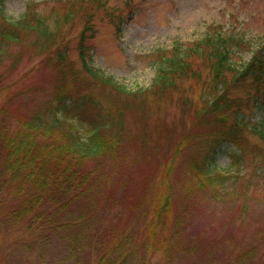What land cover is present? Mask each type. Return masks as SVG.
Listing matches in <instances>:
<instances>
[{
  "label": "rangeland",
  "instance_id": "rangeland-1",
  "mask_svg": "<svg viewBox=\"0 0 264 264\" xmlns=\"http://www.w3.org/2000/svg\"><path fill=\"white\" fill-rule=\"evenodd\" d=\"M67 1L71 0H1L0 12L7 20L16 21L24 16L29 5L39 4L42 14L52 20L55 16L50 13L52 8ZM106 1L114 7L115 14H121V31L117 32L116 25L102 15L95 24L96 36L89 42L88 62L103 76L130 91L152 85L160 57L158 52L169 53L176 45L188 47L204 38L211 26H219L225 35L243 43L232 49L233 62L238 66L248 62L256 50L264 49V0ZM80 29L81 25L77 24L70 34V57L76 61L75 46ZM9 62L0 66V70H5ZM194 63L197 65L199 60L194 59ZM55 75L52 65L27 55L4 83L8 90L0 92V108L8 110L0 118V127L4 122L9 130H16L19 125L16 113L27 115L30 110H47L58 84ZM207 80L208 70L203 66L199 82L190 79L184 83V95L194 102V108L188 113H183L181 93L177 91L162 101L147 99L145 120H140L134 112H126L128 137L117 151L119 157L100 164L101 176H108L100 180V184L107 181L108 185L106 193H101L102 207L97 197L100 212L96 224L109 232L106 240H110L113 233L123 238L135 234L137 238L148 218L143 211L130 214L129 203L142 199L144 193L150 196L155 191L166 193L168 183L175 184L168 191L174 206L166 219L168 234L177 230L180 233L173 240L178 242L173 252L174 262L169 261L170 254L167 250L164 252L165 248L154 253L142 249L138 262L264 264V168L257 169L264 165L258 154L263 145L253 133L246 132L242 149L238 143L221 135L223 126L215 122V117L199 120L195 116L196 108L204 103L200 94L205 91ZM87 82L93 87H90L92 92H100L116 104V93ZM15 90L19 96L9 99L8 95ZM247 93L239 89L233 95L246 101ZM250 104L248 108L243 105L239 118L264 132V105ZM232 117L229 122L233 121ZM80 132L86 134V128L80 127ZM186 136L190 138L185 141ZM201 160L210 172H221L229 178L219 199L207 188H200L198 178L189 170L192 161ZM161 164L165 165L164 169L160 168ZM168 166L171 171L165 175ZM154 181H159L161 189L158 184L156 190L152 189ZM183 199L190 202L182 224L175 227L178 225L175 213L180 212V206L183 209L180 205ZM79 231L83 233L78 243L82 250L72 257L71 242L75 238L70 234L73 230L38 232L0 220V264H92L97 254L93 249L86 250L90 238L86 237L85 229ZM133 241L131 238L130 242ZM173 242L170 240V245ZM186 246L189 248L185 252L182 248ZM251 246H258V262L241 259L242 253Z\"/></svg>",
  "mask_w": 264,
  "mask_h": 264
},
{
  "label": "trees",
  "instance_id": "trees-1",
  "mask_svg": "<svg viewBox=\"0 0 264 264\" xmlns=\"http://www.w3.org/2000/svg\"><path fill=\"white\" fill-rule=\"evenodd\" d=\"M126 4L130 6L129 1ZM40 7L29 5L24 16L16 21L7 20L0 12V66L10 61L5 70H0V92L8 90L4 83L27 55L52 65L58 79L47 110H30L27 115L16 113L19 124L16 130H9L4 122L0 127V220L38 232L73 230L70 234L75 238L71 242L72 257L82 250L78 243L83 233L79 229H85L86 237L90 238L86 250L93 249L97 254L92 264H145L138 262V253L146 248L153 253L165 248L164 252L167 250L170 254L169 261L174 262L173 252L178 242L173 240L180 233L177 230L168 234L166 219L174 206L168 191L175 184L169 182L166 193L155 191L153 196L144 193L142 199L129 203L130 214L143 211L148 218L137 238L135 234L123 238L113 233L106 240L109 232L96 224L100 212L97 197L102 207L101 193H106L108 185L107 181L100 184V180L108 178L101 176L100 164L118 159L117 151L128 137L126 112H134L140 120H145L147 99L162 101L177 91L181 93L183 113L193 109L194 102L184 95V83L190 79L199 82L203 66L208 70V80L205 91L200 94L204 103L196 108L195 116L199 120L215 117V122L223 126L221 135L242 149L246 132L253 133L263 145L258 154L264 163V132L239 118L243 105L247 108L250 102L255 106L264 105V49L256 50L248 62L238 66L233 62L232 49L241 42L225 35L219 26H211L204 38L188 47L176 45L169 53L158 52L160 57L152 85L130 91L103 76L88 62L89 42L96 36L95 24L102 15L116 25L117 32L121 31V14H115L113 6L106 0H71L52 8L50 13H55L52 20L42 14ZM77 24L81 29L77 33L76 61L70 57V34ZM194 59L199 60L197 65ZM85 77L90 83L116 93V104L112 98L92 92L93 87ZM239 89L248 92L246 101L233 95ZM18 96L15 90L8 98ZM5 113L7 108H0V118ZM231 116L233 121L229 122ZM80 127L86 128V134L80 132ZM189 138L186 136L185 141ZM170 166L165 175L170 173ZM190 166L193 177L199 180L198 186L207 188L219 199L229 178L221 172H210L204 160L192 161ZM160 168L164 169L165 165L161 164ZM261 168L264 165L257 166ZM157 184L159 181H154L152 189L156 190ZM189 202L183 199L180 203L183 209L180 206V212L175 213L178 224L175 227L182 224ZM188 248L182 250L186 252ZM257 252L258 246H251L242 253L241 259L258 262Z\"/></svg>",
  "mask_w": 264,
  "mask_h": 264
}]
</instances>
